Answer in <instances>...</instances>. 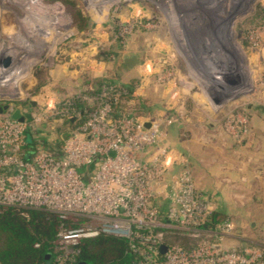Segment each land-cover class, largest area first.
<instances>
[{
	"label": "rangeland",
	"instance_id": "1",
	"mask_svg": "<svg viewBox=\"0 0 264 264\" xmlns=\"http://www.w3.org/2000/svg\"><path fill=\"white\" fill-rule=\"evenodd\" d=\"M263 20L264 0H0V51L23 76L20 94L1 101L13 109L28 101L42 106L103 79L130 85L129 95L117 97L123 112L141 107L136 115L161 118L165 140L186 160L212 211L257 236L264 220V34L250 32ZM12 31L33 48L13 41ZM132 53L139 63L129 69L123 55ZM204 53L236 61L234 99L211 100L209 83L193 67ZM38 69L43 84L35 89ZM62 117L34 124L35 137L60 140Z\"/></svg>",
	"mask_w": 264,
	"mask_h": 264
},
{
	"label": "built area",
	"instance_id": "2",
	"mask_svg": "<svg viewBox=\"0 0 264 264\" xmlns=\"http://www.w3.org/2000/svg\"><path fill=\"white\" fill-rule=\"evenodd\" d=\"M258 30L264 34V20L250 35ZM13 68L10 63L0 77V107H12L1 100L20 94L23 76ZM119 93L103 85L96 94H84L93 107L68 137L50 144L35 137L34 124L80 117L70 102L50 98L45 108L32 106L31 114V107H17L23 121L0 111V212L45 209L58 218L51 260L42 264H77L81 242L101 234L127 240L133 257L126 264H264V242L223 245L225 237L235 236L232 220L212 221V208L186 160H178L165 140L161 118L113 115L111 98ZM27 130L33 140L26 139ZM30 140L32 147L26 145ZM173 235L193 244L168 242Z\"/></svg>",
	"mask_w": 264,
	"mask_h": 264
},
{
	"label": "trees",
	"instance_id": "3",
	"mask_svg": "<svg viewBox=\"0 0 264 264\" xmlns=\"http://www.w3.org/2000/svg\"><path fill=\"white\" fill-rule=\"evenodd\" d=\"M123 65L127 66L125 63ZM128 67V66H127ZM41 71L35 70L34 74L38 79L35 89L43 81L40 78ZM102 85H113L119 91L120 97H125L131 92V86L125 85L117 87L112 80L103 79L99 84L92 86L89 90H81L79 93L71 97L63 98L62 101L70 102L80 111V117L71 119L62 117V125L64 126V134L60 139L68 137L69 132L82 122L85 113L93 107L92 103L82 99L86 93L96 94ZM120 98L119 96H117ZM111 98L113 115H121L122 106L118 104V98ZM141 107L137 108L140 111ZM147 109V107H144ZM133 113L136 115L138 112ZM62 134V133H61ZM29 135L31 140V132L26 131V137ZM27 142L28 147L33 146V141ZM45 144H47L44 141ZM225 217L224 213L213 212L212 221H220ZM58 224V218L45 209H25L21 207H9L0 212V264H42L48 263L52 257L50 241L53 239L55 229ZM168 242L178 243L184 247L193 244L184 236L173 235L167 239ZM39 243L38 247H34V243ZM79 251L75 255L74 260H84L87 264H126L133 255L130 254L128 242L126 239L117 238L110 235H98L96 237L84 239L79 245Z\"/></svg>",
	"mask_w": 264,
	"mask_h": 264
},
{
	"label": "water",
	"instance_id": "4",
	"mask_svg": "<svg viewBox=\"0 0 264 264\" xmlns=\"http://www.w3.org/2000/svg\"><path fill=\"white\" fill-rule=\"evenodd\" d=\"M12 58L6 51H0V77L5 74V69L10 65ZM123 61L128 67H133L139 63L137 54L132 53L123 56ZM194 69L196 73L207 81L211 90L209 92L213 103L218 101H229L234 99L240 93V76L237 70L236 61L230 54H203L200 60L197 59ZM7 110L12 117L23 121L24 117L19 114L17 109L3 105L0 111ZM147 127V124H145ZM165 246H161V251ZM77 264H87L84 260H79Z\"/></svg>",
	"mask_w": 264,
	"mask_h": 264
},
{
	"label": "crops",
	"instance_id": "5",
	"mask_svg": "<svg viewBox=\"0 0 264 264\" xmlns=\"http://www.w3.org/2000/svg\"><path fill=\"white\" fill-rule=\"evenodd\" d=\"M10 36H11V38L13 39V41H15V42H17L18 41V43H21V44H23L24 46H28V43L25 45V43H23V41L22 40H20V39H22V38H20L19 37V35L18 34H16L15 32L13 33V31H12V33H10ZM47 37L48 36H46V35H42V38H40V40H44V43H46L47 41ZM28 48L31 50V48H33L32 47V45L31 44H29V46H28ZM123 56H125V55H123ZM123 63H124V61H123ZM137 65V64H136ZM125 66V65H124ZM135 66V65H134ZM133 66V67H134ZM125 67H127V66H125ZM133 67H127V68H129V69H132ZM55 75H56V73H54V76H53V79L55 78ZM89 88H92V86L90 85L89 86ZM75 94V93H74ZM23 102V101H22ZM24 103V102H23ZM27 103H24L23 105H26ZM29 107H32V106H34L35 105V102L34 101H28V104H27ZM177 156V155H176ZM177 158H178V156H177ZM178 167V165L176 164V163H174L173 165H172V167H171V169H172V171H174V169L175 168H177ZM201 192V191H200ZM202 193V192H201ZM215 212H221V213H224V215L226 214L225 212H223L222 210H217V209H215ZM235 227H236V232L234 233V235L235 236H227V237H225L224 239H223V241H226V243H225V245H226V247H231V246H233V247H236V246H239L244 240H250V241H254V242H264V220L263 221H261V223L257 226V230H259L260 231V234L259 235H257V236H254V234H252V232H249L248 234H245V231H244V229L242 228V226H240V225H235ZM256 231V230H255Z\"/></svg>",
	"mask_w": 264,
	"mask_h": 264
},
{
	"label": "bare ground",
	"instance_id": "6",
	"mask_svg": "<svg viewBox=\"0 0 264 264\" xmlns=\"http://www.w3.org/2000/svg\"><path fill=\"white\" fill-rule=\"evenodd\" d=\"M220 42V41H219ZM222 42V41H221ZM206 44V43H205ZM213 45V44H212ZM216 45V44H215ZM3 46V45H2ZM201 47V46H200ZM2 50V49H1ZM208 50V49H207ZM5 51V50H4ZM202 53V52H201ZM205 54V53H204Z\"/></svg>",
	"mask_w": 264,
	"mask_h": 264
}]
</instances>
